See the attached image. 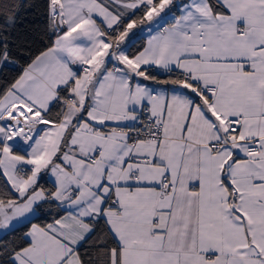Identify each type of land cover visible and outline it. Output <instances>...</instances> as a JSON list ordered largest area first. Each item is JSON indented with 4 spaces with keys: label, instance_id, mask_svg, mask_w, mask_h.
I'll use <instances>...</instances> for the list:
<instances>
[{
    "label": "snow or ice",
    "instance_id": "snow-or-ice-1",
    "mask_svg": "<svg viewBox=\"0 0 264 264\" xmlns=\"http://www.w3.org/2000/svg\"><path fill=\"white\" fill-rule=\"evenodd\" d=\"M31 7L0 0V264H264V0H45L17 42Z\"/></svg>",
    "mask_w": 264,
    "mask_h": 264
},
{
    "label": "trees",
    "instance_id": "trees-1",
    "mask_svg": "<svg viewBox=\"0 0 264 264\" xmlns=\"http://www.w3.org/2000/svg\"><path fill=\"white\" fill-rule=\"evenodd\" d=\"M25 4H33L34 7L25 8L20 11L18 18L16 20V26L11 30V37L17 42L23 41L27 38H31L35 35V27L37 22L42 19V13L44 10L45 0H23ZM3 29V24L0 22V30ZM143 37V36H142ZM135 39V38H134ZM144 43V39H138L135 43L133 51L140 48ZM35 47V45H34ZM23 63V61H22ZM18 72V69L5 70V72L0 75V84H3L5 80H11ZM161 78H164V74L161 73Z\"/></svg>",
    "mask_w": 264,
    "mask_h": 264
},
{
    "label": "crops",
    "instance_id": "crops-1",
    "mask_svg": "<svg viewBox=\"0 0 264 264\" xmlns=\"http://www.w3.org/2000/svg\"><path fill=\"white\" fill-rule=\"evenodd\" d=\"M135 31H139V30H135ZM141 36L146 37L147 36V32L145 31L144 33H141Z\"/></svg>",
    "mask_w": 264,
    "mask_h": 264
}]
</instances>
